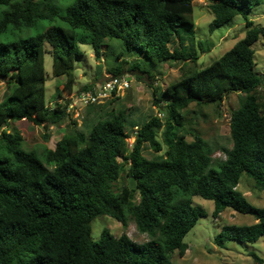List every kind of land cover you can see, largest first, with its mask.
<instances>
[{
	"label": "trees",
	"instance_id": "obj_1",
	"mask_svg": "<svg viewBox=\"0 0 264 264\" xmlns=\"http://www.w3.org/2000/svg\"><path fill=\"white\" fill-rule=\"evenodd\" d=\"M62 1L0 0V38L40 21H61L36 35L0 40V77L8 83L0 102V264H172L175 251L186 255L185 237L206 216L194 197L214 202V218L227 209L255 217L253 225L224 226L215 238L219 247L264 237V208L253 206L239 190L245 173L264 191V106L258 97L264 76L253 48L264 29L249 20L262 0H206L214 14L212 32L242 15L245 37L207 67H189L165 89H153L164 120L152 116L132 125L126 111L112 110L92 127L85 121L88 134L76 127L40 156L23 148L19 133L5 130L13 122L49 128L72 119L67 105L48 107L47 45L54 74L67 76L69 90L80 44H91L100 58L106 41L117 42L120 62L108 70L113 76L126 72L128 55L136 57L128 71L152 79L150 70L159 65L198 57L197 49L184 44L195 41L193 0H75L65 9ZM176 36L180 48L171 50ZM232 93L244 95L230 118L232 147L223 149L225 160L215 162L200 134L188 141L181 133L183 111L193 103L221 107ZM146 145L156 153L151 159L144 156ZM124 173L130 186L117 191ZM102 215L122 225L120 237L104 229L99 241L92 239L91 223ZM130 219L152 239L133 241L126 232Z\"/></svg>",
	"mask_w": 264,
	"mask_h": 264
},
{
	"label": "rangeland",
	"instance_id": "obj_2",
	"mask_svg": "<svg viewBox=\"0 0 264 264\" xmlns=\"http://www.w3.org/2000/svg\"><path fill=\"white\" fill-rule=\"evenodd\" d=\"M74 1L63 0L64 8L62 9H65L68 4ZM193 4L195 41L191 43V39H186L184 44L185 46L197 49L198 57L196 61H190L189 63L169 62L159 65L157 70H150L154 75V79H152L148 74L140 73L137 70L135 72L128 71L129 65H132L136 59V57L128 55L123 58L128 62L125 65L126 72L124 74L129 77L131 88L126 92L124 97L114 98L107 104L101 105V107L91 106L88 108L79 105L77 95L85 91L83 90L84 87L94 88L97 84L113 76L108 70L120 62L119 60H115V56L121 50V47L117 42L106 41V44L102 47L100 58H97L91 44H80L82 56L76 59V65L73 69L75 83L72 89L69 90L66 87L67 76L57 77L54 74L53 57L50 53L51 47L47 45L46 49L48 53L45 56V70L48 107H54L55 103L67 105L72 119H67L63 124L49 128L36 126L27 121L13 122L10 123L5 131L19 133L23 137V148L27 151H36L41 156L45 148L54 149L64 134L75 130L76 127L78 130L86 131L84 128L85 121V124L92 127L112 110L116 112L126 111L128 120L132 125L141 126L146 119L152 116L164 120L165 115L163 111L154 105L153 89L155 87L165 89L189 67H196L198 69L207 67L245 37L247 21L242 15L234 17L228 24L212 32L210 25L214 20V14L208 7L207 1L193 0ZM249 20L254 22L255 26L264 29V0L253 9ZM59 24H61L59 19L56 21H40L28 29L20 31L10 30L7 37H1L0 40L12 41L36 35L49 27ZM179 44L180 38L178 36L174 37L170 44L171 50L180 48ZM253 48L256 52L257 71L264 76V35L253 45ZM112 50L114 51L113 54ZM141 59L142 57H139V60ZM15 75V73H12L10 78ZM7 89V80L0 77V102L3 100ZM243 96L241 93L228 94L224 97L221 107L211 104H191L189 108L183 111L184 119L181 133L186 136L188 141L193 140V133L200 134L214 152L212 156L213 161L225 160L226 156L223 149L232 147L230 135L231 114L233 110L241 107L240 101ZM258 97L260 103L264 106V89L258 90ZM128 131L132 132L131 126L128 127ZM86 132L88 134V131ZM47 134L51 137L49 141L45 139V135ZM133 143V138L128 140L130 148ZM163 153L164 151L159 154ZM155 155L154 150L146 145L144 156L151 159ZM120 162H122V159H120ZM124 186H130V181L125 176V173L115 183V190L118 191ZM239 190L253 206L264 208V191L258 189L255 181L245 173L242 175ZM192 201L195 206H201L206 211V216L201 217L197 225L185 237L184 242L189 247L186 255L181 257L178 251H175L171 255L172 264H264V237H261L254 243H245L237 240L229 241L226 243L225 248H221L215 243L216 236L224 226L253 225L256 223L254 216L240 214L233 209H227L218 218H214L213 201L205 200L201 197H194ZM91 227L92 239L94 241L100 240L104 229H109L115 237H120L125 231L117 220L106 215L95 218L91 223ZM126 232L133 241L139 244L146 243L152 239L151 236L141 234L138 231L134 219H130Z\"/></svg>",
	"mask_w": 264,
	"mask_h": 264
},
{
	"label": "built area",
	"instance_id": "obj_3",
	"mask_svg": "<svg viewBox=\"0 0 264 264\" xmlns=\"http://www.w3.org/2000/svg\"><path fill=\"white\" fill-rule=\"evenodd\" d=\"M131 88L129 77L125 74L111 76L108 80L97 84L90 90H85L77 95V102L82 107L101 106L107 104L114 98L124 97ZM139 128H135L133 139L135 140Z\"/></svg>",
	"mask_w": 264,
	"mask_h": 264
}]
</instances>
